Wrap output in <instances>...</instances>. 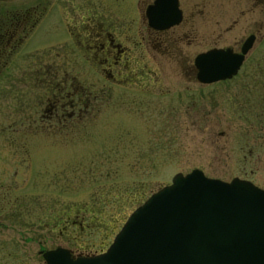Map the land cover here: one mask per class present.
I'll return each mask as SVG.
<instances>
[{"label": "rangeland", "instance_id": "374dc122", "mask_svg": "<svg viewBox=\"0 0 264 264\" xmlns=\"http://www.w3.org/2000/svg\"><path fill=\"white\" fill-rule=\"evenodd\" d=\"M38 1H0V23L14 25L18 38H8L0 71V171L9 188L0 264H46L41 251L58 246L75 256L105 251L130 213L177 172L198 168L264 188V89L246 84L264 82V0H179L186 17L211 20L162 32L147 23L152 0H93L100 4H89L87 27L70 21L71 0H59L63 6L47 5L39 24L29 20L22 30ZM102 33L115 54L96 50ZM250 34L236 77L195 79L197 54L238 52ZM65 50L71 73H56L55 51ZM83 91L84 116L55 121V102ZM73 101H63L68 114Z\"/></svg>", "mask_w": 264, "mask_h": 264}, {"label": "water", "instance_id": "95a60500", "mask_svg": "<svg viewBox=\"0 0 264 264\" xmlns=\"http://www.w3.org/2000/svg\"><path fill=\"white\" fill-rule=\"evenodd\" d=\"M145 15L156 30L182 18L178 0H154ZM255 38L248 35L238 52L214 47L197 54L198 81L235 75ZM41 255L46 264H264V188L198 168L177 172L130 213L105 251L75 256L58 246Z\"/></svg>", "mask_w": 264, "mask_h": 264}, {"label": "flooded vegetation", "instance_id": "af4514ba", "mask_svg": "<svg viewBox=\"0 0 264 264\" xmlns=\"http://www.w3.org/2000/svg\"><path fill=\"white\" fill-rule=\"evenodd\" d=\"M0 1L4 2L5 0H0ZM41 1L42 0H39L37 2L38 5L41 8H38V6H36V7H34L32 9L33 12H30V13H32V16H33V17L31 16L32 17L31 19H30V17H26V18L23 17L24 20H22V19L20 21L18 20L19 24L22 25V30L24 29L23 25L25 23L27 24L29 20H31V22H32L31 24H32L33 27L38 25L39 21H41V19L43 17L44 10H46V6L47 5L50 6L51 10L52 9H56L58 5H59L58 8H60V6H63V2L59 3V0H48L49 1L48 3L46 2V0H44V2L47 3L46 5H41V4H43ZM153 1L154 0H152V2ZM203 1L205 2V0H203ZM73 3H76V4H73ZM90 3L95 4L97 8L99 7V4H100L99 1H93V0H79L78 3H77V0H71L70 1L71 5H67V3H66L65 6H69L71 8V10H73L72 16L70 17V19H71L70 21H74V22L75 21H80L82 27H87V21H88V17H89V10L88 9H89V4ZM151 3H149V4H151ZM178 4H179V9H180L181 14H182V18H181L180 23L182 21H185V22L193 21L192 24H194V22L198 23V21L200 19H203L204 21L211 20V19H208L206 17H203V16H205V14H202V15L194 14L193 18H189L188 16L186 17L185 9H184L183 6L181 7V5L179 3V0H178ZM78 5H80V6H78ZM3 11L5 13V10H3ZM195 12L196 13L198 12V10L196 8H195ZM77 14H79L78 17H76ZM27 15H29V13ZM198 16H200V18H197ZM92 18H93V20H96V16H93ZM146 19H147V17H146ZM64 20L68 21L69 19L68 18H64ZM212 20L215 23L214 18ZM147 23H148V21H147ZM12 26L13 27H8V22L5 21V20H2L1 23H0V71L1 72L3 70H6V67H7L6 58L8 57V48H9L10 44H12L9 41L8 38H11L12 40L18 39L17 37H15V27H14V25H12ZM150 28H151V30H153L155 32L164 31V30H156V29H154L152 27H150ZM102 30H103V28H102ZM10 32H11V34H10ZM69 33L72 34L71 32H69ZM102 34H103L102 37H101L102 42L98 46V48L96 47V50L98 51V53L104 52L106 50H111L115 54V52L117 50V48H115V47H117V46L112 44V39L111 38H108V37L104 38V33H102ZM78 41L80 42L81 45H84V43L82 41H80V40H78ZM72 42H77V41H72ZM72 42H71V44H72ZM240 47H241V45H240ZM239 50H240V48H239ZM83 52L85 54V51H83ZM123 53H124V50H120L119 49L118 57H116V59H115L116 63L120 62L119 61L120 60L119 56H121V54H123ZM71 54H72V52L68 51V50L63 51L62 53H60L59 51H55V57H54L55 65L53 67H54L56 73H65V74L66 73H71L70 70H69V68H71V65H67V64H69L71 62V59H72ZM57 58L61 60V61H59V64H61V65H57V63H58L57 62ZM103 61L104 62H108L109 60H108V58H104ZM103 61H102V63H103ZM193 64H194V61H193ZM194 68H195L194 69L195 70L194 77L198 81V79H197V68H196L195 64H194ZM240 68H241V66H240ZM240 68H239V70H240ZM103 69L107 70L108 68H103ZM239 70L231 78H233L234 76L236 77L238 72H239ZM111 75L113 76V73ZM231 78H228V79H225V80H222V81H226V80H229ZM198 82L201 83L200 81H198ZM60 84L63 85V86H61V88H65V89H70L71 88V87L69 88L67 86V82L61 81ZM202 84H204V83H202ZM246 84L250 85L251 87H255L256 86L258 89H264V82L263 81L262 82H258V83H246ZM83 90L85 91V90H87V88L84 86ZM84 91L81 93V95H80V97H78V99L76 97H71L72 94L70 92H68V93H66V95L64 97H62L61 100H58L57 102H55V104H54V106L52 108V110H53V112L55 114V117L52 116L53 119L55 121H57V122L66 121V124H67V121H71L72 119L73 120L74 119L77 120V119H80L81 117H83L84 116L83 113H85V111H87L86 108H87V105H88V103H87L88 102V92H87V94H85ZM74 98H76L77 100L73 101ZM64 100H65L64 103H66V100H71V101L74 102V104H73V102L70 104L72 109H71V112L69 114L67 113V108L62 107ZM58 103H59V105H58ZM76 106H78V107H76ZM58 112H60L61 114L59 115ZM6 182H7V175H6V173L3 174V171L1 170L0 171V216L1 217L7 216L6 214L8 213V208H9L8 195H7L9 188H8V184ZM17 210L19 211V209H17Z\"/></svg>", "mask_w": 264, "mask_h": 264}]
</instances>
